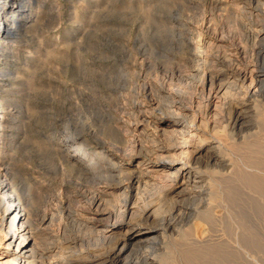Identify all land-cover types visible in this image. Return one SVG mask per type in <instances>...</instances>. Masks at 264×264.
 <instances>
[{"label":"bare ground","instance_id":"bare-ground-1","mask_svg":"<svg viewBox=\"0 0 264 264\" xmlns=\"http://www.w3.org/2000/svg\"><path fill=\"white\" fill-rule=\"evenodd\" d=\"M35 1L38 5V0H0V141L14 114L5 93L20 73L8 65L19 55L13 47L22 44V32L35 22ZM197 3L210 6V15L222 10L219 2ZM232 5L238 7L246 38L253 42L254 57L247 59V52L233 44L222 54L190 49L189 69L177 74L199 90L200 107L206 114L214 112L215 123L224 124L231 141L198 127L201 109H194L193 102L183 104L180 92L165 84L174 74L153 78L150 64L130 62L126 49L122 58L97 71L102 79L112 80L111 87H98V97H93L97 129L82 135L78 127L83 123L58 120L46 141L77 171L76 189L56 180L58 166L46 177L28 173L16 183V171L0 159V250L5 247L0 260L168 264L161 261L168 239L184 238L197 247L225 242L226 202L238 205L239 193L246 194L238 179L250 176L264 187V145L258 136L264 106V0H232ZM172 20L182 44L200 39L201 32L179 18ZM215 31L203 36V47L227 40ZM163 135H168L167 142ZM2 149L0 145V154ZM36 186L38 194L48 199L32 214ZM164 202L171 204L169 211L161 210ZM63 213L85 234L67 235L59 224Z\"/></svg>","mask_w":264,"mask_h":264},{"label":"rangeland","instance_id":"rangeland-1","mask_svg":"<svg viewBox=\"0 0 264 264\" xmlns=\"http://www.w3.org/2000/svg\"><path fill=\"white\" fill-rule=\"evenodd\" d=\"M38 1V5L35 1L32 13L35 22L29 27L30 29L27 28L22 32V44L13 47L14 52L19 54L18 59L11 58L8 65L13 71L18 70V73L20 71L17 77L20 76L13 80L10 92L5 93V98H8L9 104L11 103L14 114L11 120H7L8 124L3 131L5 138L0 141L3 148L0 159L14 172L16 171L17 175L14 178L16 183H19L22 175L28 173L46 177L47 171H54L58 166L59 174L56 180H63L64 185L71 189L78 187L75 184L78 180L77 171L65 163L57 149L51 147V142L46 141H50V131L58 120L71 124L83 123L81 128L78 127L82 135L97 129L99 118L96 108L91 107L96 106L93 97L97 98L98 95L95 91L98 87L112 86V80L102 79L97 71L104 65L110 64L112 59L122 58L126 49L131 54L130 62L150 64L148 73L153 78L163 80L166 75L174 74L165 84L172 90L176 89L175 91L180 92L183 104L191 105L193 102L194 109H201L196 122L198 127L231 141L224 124L215 123L214 112L206 114L200 107L202 105L197 101L200 96L199 90L191 84L187 86L177 74L185 73L187 68L189 69L191 63H188L187 59L190 56V49L201 51V54L213 55L218 54L219 51H221L219 54H222L233 44L247 52V59L254 57L253 42L246 38L242 17L238 7L232 5V0H206L219 2L222 6V10L212 12L213 15H210L212 11L210 6L199 5L198 0ZM38 7L42 8L38 9ZM174 18L181 19L201 32L200 39L195 37L193 39L195 42L188 46L182 44L173 29L176 27L172 20ZM214 31L216 35L224 36L228 41H223L215 47L211 46L213 48L203 47V36L210 37ZM142 53L145 54L144 57ZM196 104L199 105L197 108ZM260 108L262 116L259 119L258 136L264 145V106ZM159 128L171 130L164 125H160ZM164 136L168 138L166 137L168 135H163V138ZM165 140L164 142L168 141ZM238 182L242 192L244 190L252 198L239 193L241 201L238 205L230 201L226 202L225 211L228 214L224 226L226 236L224 244L213 243L211 246L197 247L186 243L187 240L184 238L180 240L184 239L185 242L179 240L180 243L178 240L168 239L165 252L161 253L163 263L264 264V187L250 176L241 177ZM33 190L36 192L33 191L32 195L34 200H32L34 205L31 209L32 214L48 199L46 195L38 194L37 186ZM232 195L233 193L228 194L233 198ZM167 203L161 205V210L169 211L171 204ZM66 216L65 213L61 214L59 221L61 228L66 229V234L84 235L85 229L79 231ZM187 247L191 249L188 250ZM4 249L3 246L0 252H4ZM4 262L9 263L11 260L8 257L0 260L1 264H5Z\"/></svg>","mask_w":264,"mask_h":264}]
</instances>
